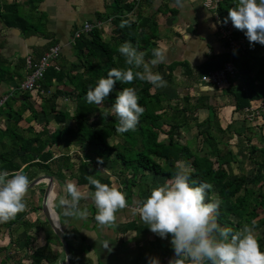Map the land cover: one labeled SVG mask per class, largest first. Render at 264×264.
Instances as JSON below:
<instances>
[{
  "label": "trees",
  "instance_id": "trees-1",
  "mask_svg": "<svg viewBox=\"0 0 264 264\" xmlns=\"http://www.w3.org/2000/svg\"><path fill=\"white\" fill-rule=\"evenodd\" d=\"M213 1H216L215 12L223 21L228 16V10L238 3V0ZM111 7L114 15L111 40L104 39L102 29L96 26L92 31L75 40V60L68 65H63L62 62L57 64L59 55L55 64L47 69L41 81L45 88L51 89V92L48 95H39L41 97L39 109L29 104L31 95L27 92L13 94L0 107L2 110L9 108L4 117L8 122L7 127L0 132V144L9 145L0 151V172L7 171L11 178V174L23 170L31 181L38 175L32 172L35 167L44 171L45 174L56 175L57 172L50 169V162L56 155L59 156L56 151L57 145L64 144L63 146L69 149L75 145L80 150L77 157L78 171L74 174L76 183L87 190L94 191V187L90 186L85 178L87 175H94L102 183L110 186L114 184L122 191L127 188L129 192L126 198L131 200V204L133 203L132 190L142 184L138 178L141 171L152 173L168 183L174 178L177 165L187 163L191 169L190 183L195 181L194 186H198L200 182L211 183L217 187L219 198L228 202V205L222 203L219 209L218 223L222 227H229L236 231L244 223H251L252 220L257 222L256 229L263 227L264 145L252 143V137L247 136L249 146L247 158L256 172L251 179L246 174H233L231 165L235 162L239 163L237 153L231 148L229 140L223 141L221 133L239 136H244L245 133L239 129L234 131L231 126L233 122L222 128L216 120L218 113L217 105L214 103V100L222 95L231 96L233 111L239 113L251 108L255 102L264 103V52L261 51L263 45L250 44L245 33L234 28L236 37H244L247 40L246 52L240 55L239 60L240 56L233 57L226 51L209 56L197 67V73L201 75L220 69L226 62L232 60L239 71L236 77H241L243 83L236 85L233 78L225 88L214 86L216 93L204 91L196 97L195 101L191 94H184L180 103L173 104L166 91H161L148 82L135 80L131 84H122L117 81L113 92L104 102L111 107L119 91L125 87H134L139 97L138 103L145 109L135 131L119 134L115 131L116 118L111 115L104 117L102 112L106 110L101 105L88 104L86 93L90 87L96 86L101 77L107 78V73L112 68L126 67L124 57L118 52V44L126 41L132 43L138 51L145 53V61H151L152 50L158 48L159 24L156 18L157 12L148 15L135 12L136 15H132L131 12L138 8L135 0H113ZM4 10L7 17L10 15L13 18L18 15L16 5H8L4 7ZM122 20H129L131 26L122 29L120 27ZM7 22L9 23V19ZM16 23L27 32L33 30V24L22 16H19ZM157 68L162 70L164 65L160 63ZM5 70V67L0 66V75ZM186 72L188 73L186 76L191 78L195 76L192 67ZM174 75L175 68L172 66L169 69V79L171 80ZM18 95L24 100L20 102L19 108L15 109L13 105H9V102L10 100L18 102ZM63 96L70 97L74 101L72 113L59 108L58 100ZM219 105L224 106V102H220ZM201 108L208 111L204 120H200L196 115ZM26 111H31L35 120H38L41 114L44 115L46 119L42 129L37 130L33 125L28 127L20 125V122L26 118L24 116ZM50 115L59 126L52 129L49 127ZM166 120H168L166 123L169 126L168 129L163 126L165 124L163 121ZM192 122L196 124L199 131L193 139L182 143L179 132L189 127ZM215 123L221 133L214 131ZM162 133L167 135V139H161ZM111 138L114 139L112 142ZM189 141L194 143L190 144ZM221 142L225 145L223 148L220 147ZM66 158L62 165L57 166L58 172L71 169V158ZM98 160L103 162L98 163ZM104 165L108 166L110 173L102 172L100 167ZM113 176L120 177L123 181L118 185ZM250 183L256 185L257 189L250 186ZM207 199L209 202L214 199L213 189L208 192ZM37 209L42 210V205L33 208L35 211ZM56 210L58 211L57 208ZM26 214L27 210L19 213L14 220L0 224V228L6 226L10 237L8 245L0 246V253L7 254L0 264H6L8 258L12 259L11 264H43L45 261L50 263L58 259L49 240H46L43 245H33L35 237L30 230L34 225ZM232 217L237 219L233 220ZM60 221L62 223V220ZM44 222L52 229L46 217ZM21 226L24 227V237L18 235ZM15 232H17L16 237ZM65 236L71 250V264H94L85 258L83 252L77 255L72 239L66 231ZM82 238L86 240V236ZM256 238L261 251H264V232ZM170 242V234L165 239L155 234L151 241L152 248L160 254L163 264H169L175 255Z\"/></svg>",
  "mask_w": 264,
  "mask_h": 264
},
{
  "label": "clouds",
  "instance_id": "clouds-1",
  "mask_svg": "<svg viewBox=\"0 0 264 264\" xmlns=\"http://www.w3.org/2000/svg\"><path fill=\"white\" fill-rule=\"evenodd\" d=\"M177 4L181 0H176ZM231 20L237 30L245 33L250 44L264 45V0H238L228 10L223 21ZM129 20H122L120 27H130ZM215 29V25L211 26ZM118 52L125 60V68H112L107 78L101 77L94 88L86 93L88 104L102 105L115 84H131L135 80L148 82L155 88L167 87V81L151 68L166 62V55L159 49L152 50L153 59L146 62L145 53L138 51L130 42L122 43ZM134 87H125L116 94L110 110L102 112L104 117L114 116L117 120L115 131L123 134L135 131L145 109L138 103ZM99 161L98 163H102ZM0 172V224L14 220L27 209L26 196L31 180L23 170L11 174ZM86 180L94 191L82 192L75 182L64 186L66 195L58 196L55 207L66 218L86 219V208L81 209V200H90L95 208V221L101 228H115L116 213L128 206L126 193L117 186L102 183L94 175ZM191 169L187 163L177 165L174 178L168 183L154 187L150 195L140 203V219L162 239L171 235L174 257L169 264H264V251L256 238L257 222L244 223L239 230L222 227L218 223L219 209L223 201L216 196L208 201V192L213 185L208 182L190 183ZM109 242L103 244L108 246ZM67 259V257H66ZM65 261V260H64ZM58 261L57 264H64ZM149 264H160L158 258H150Z\"/></svg>",
  "mask_w": 264,
  "mask_h": 264
},
{
  "label": "crops",
  "instance_id": "crops-1",
  "mask_svg": "<svg viewBox=\"0 0 264 264\" xmlns=\"http://www.w3.org/2000/svg\"><path fill=\"white\" fill-rule=\"evenodd\" d=\"M112 2L113 0H35L33 2L31 0H1L0 66L5 67L6 70L0 75V99L15 89V87H17L25 78L28 72L25 60L27 62L28 56L38 59L47 51L50 45L52 46L53 44H58L61 46V52L57 60V64L62 62L63 65H68L69 62L75 60L74 42L72 40L73 33L77 28L81 27L85 21H90L94 24L102 22L103 25L100 28L103 31V38L111 40L113 35L112 28L114 17L111 7ZM8 5H16L18 15L13 18L10 15L7 17L4 7ZM215 5L216 1L213 0H181L180 4H177L176 0H142L138 8H136L134 12H131L132 15H136L135 12H140V14L144 13L143 15L157 12L156 18L159 24L157 47L166 55L167 59L166 62L162 63L164 65L162 70L157 68L158 65L152 66L151 70L154 73H160L163 78L167 80L169 79V69L174 66L176 75L175 78H171V80L167 81V87L158 88L161 89V91H166V93L169 94V91L175 88L174 84L169 82H174L176 78L179 80V83L182 79L185 80L189 77L186 76L188 75L186 71L190 67L194 69V77L196 78L198 76L197 67L201 63H203L209 56L226 51V44L219 37ZM19 16H22L24 19L33 24V30L31 32L23 30L20 25L16 23ZM7 19H9V23L7 22ZM212 25H215V29L211 27ZM194 77L191 78L192 81L194 80ZM180 88H182L181 90L184 92H187L189 89H193L195 92L197 91L195 87ZM199 91L200 93H203L204 91L216 93L214 86L207 85H201ZM27 93L31 95L28 102L33 105L34 102H36L39 105V101L41 100L39 98L40 94L36 92ZM19 95L17 96L18 102H13L12 104L15 109L19 108L21 104L20 102L24 100V98ZM224 96L228 95H222L221 97ZM168 97H170V95H168ZM7 109H0V132H3L7 127V125L3 126V124H1L2 118L5 117L3 114L7 113ZM36 109L39 108L36 107ZM232 109H234L233 105ZM196 115H198V112ZM51 116L52 115L49 117ZM26 118L24 120L26 122L27 120L29 121L30 118ZM29 123L28 126L31 125V123ZM49 127H54L52 121H50ZM58 146L60 145H57V147ZM59 156L56 155L54 160L58 159ZM54 160H51L50 162V169L56 171L57 173L56 175H50H63L64 171L67 170L58 172L53 166V163H55ZM41 171L36 173L32 170L33 173L38 175L45 173L44 171ZM77 186L80 188V185L77 184ZM131 204L128 206H131ZM85 205H87V207H85ZM91 205L94 206L90 200L80 201L81 209L86 208L88 212H90V215L87 217L88 219H92L91 209L89 208ZM61 211L62 210L60 209L59 212ZM122 211L124 210H120L119 213H116V222H118L119 225L121 223V226L124 228L123 233L125 236H123V234L121 235L123 239L129 240V244L132 247L131 243L134 238H137L138 234L131 236L133 221H128L126 219L127 213L125 214ZM122 217H125V220H122ZM61 218L64 227L68 229L76 220V218H66L62 215ZM93 221L94 225L96 222L95 220ZM137 222L141 223L142 221L140 222V220H137ZM96 225L99 226L97 223ZM141 225L147 227L149 233L153 234L151 238L147 235V238L143 239L145 240V244L148 245L149 251L152 252L153 255H157L158 253H156V250H154L151 245V241L154 239L155 234L149 229L147 224L142 222ZM84 231L86 233L82 236H86L87 240L83 239V241L86 242L84 246H81L80 249H78V251L83 252L85 258H88V260L92 261L94 264H99L102 258L95 262L92 255L89 253V251H92L90 246L95 244L96 241H98V238L100 239V237L97 238L99 233L97 230ZM142 234L146 235L145 233ZM140 235L141 234H139V236ZM105 240L106 239H103V241L100 240V244ZM113 246L114 244L109 242L108 246L103 248L105 251H100V253L104 252L105 255L106 253H109L111 256L115 252ZM84 250H87V252ZM98 252L99 251H97V253ZM0 261H3V257ZM6 264H9V259Z\"/></svg>",
  "mask_w": 264,
  "mask_h": 264
},
{
  "label": "rangeland",
  "instance_id": "rangeland-1",
  "mask_svg": "<svg viewBox=\"0 0 264 264\" xmlns=\"http://www.w3.org/2000/svg\"><path fill=\"white\" fill-rule=\"evenodd\" d=\"M136 3L139 6L141 4V1L136 2ZM120 45L121 44H118V47ZM261 51L264 52V45ZM241 56L238 58V60L241 58ZM175 77L176 75L173 78ZM187 78L185 80L182 79L180 83L177 78L175 79L174 82H169V83H173L175 86V88H173L171 91H169V94H167V95H170L169 98L171 99L173 104L180 103L182 95L184 94H187V93L191 94L193 96L194 101L196 97L200 94V91H199L200 86L204 84L199 83L198 81L199 75L196 78L194 77L193 81L191 80V77H187ZM169 80L170 79H167L166 81H169ZM234 81L236 85H240L241 83H243L242 78L239 76L238 78L236 77ZM180 87H185V88L195 87L197 91L195 92L193 89H189L187 90V92H184L181 90L182 88ZM39 98L41 99V97ZM222 101L225 102L224 107L219 105V103ZM214 103L217 105L216 109L218 113L216 120L218 121L219 125L222 126V128L223 127L225 128L228 123L233 122L231 126L234 131H237V129H239L240 131L245 133L244 136H239L238 134L237 135L236 134H233V135L222 134L216 125L217 123H215V126H214V131L216 133H221V135L224 138L223 141L229 140L231 142V148L234 149L237 153V157H238L237 159L239 160V163L235 162L231 165L232 173L235 175L236 174H246V176L249 179H251L254 176L256 171L255 169H253L254 168L253 164L247 158L249 155V146H248V143H247L248 141L246 137L250 135L252 137V143L264 145V103H262L261 101L257 103L255 102L251 108H247L241 113L233 111L234 110L232 109L233 98L231 96H224L221 98L219 97V99L214 100ZM12 104H13V101L10 100L9 105H12ZM58 106L61 110L72 113L74 110V101L70 97L63 96L58 100ZM34 107L35 109L36 107L39 108L38 103L34 102ZM101 107L105 109L106 111L110 110V105L107 102H104L101 105ZM5 109H7V107ZM199 110L200 111H198L197 116L199 117L200 120H204L208 114V111L205 108H201ZM3 115H7V114H3ZM24 116L27 117L26 119H29V118L30 119L29 121L27 120V122L25 120L22 121L21 122L22 126H28V123L29 122L31 123L33 121L31 125H34L37 130L42 129V125L46 119L42 114L38 120L33 119L31 111H27L24 114ZM48 119L52 121L54 127L59 126L57 123L54 122L52 116L48 117ZM163 122L165 123L163 124L164 128L168 129L169 126L166 124L168 123V120L163 121ZM7 123L8 122H6V118H2L1 124L5 126ZM198 131L199 130L196 127V124L192 122V124H190L189 127H186L183 130H180L179 137H180L181 142L185 143L189 139H193L197 135ZM161 139H167V135L162 133ZM113 140H114L113 138L110 139L111 142ZM115 140L117 139L115 138ZM189 142L190 144L194 143L192 141H189ZM8 146H9L8 144H4V145L0 144V151L7 148ZM224 146H225L224 143L221 142L220 147L223 148ZM56 151L59 153L61 158H59L55 163H53V166L55 169L58 168L57 166L59 164L61 165L63 164V161L67 159L66 157L71 158L70 162L72 163L71 164L72 167L70 170L64 171V174L63 175L61 174V176H54L55 182H57L58 185L60 184L58 188L60 189L62 188L61 190L62 192L61 194H59V196H61V195H66L64 191V186L66 182L72 181L76 183V180H75L76 177H74L75 176L74 174L78 171L77 166H78L79 161L77 157L80 153V150L75 145H73L70 149L63 145H60L56 147ZM100 169L102 170V172L106 174L110 173L107 165L100 167ZM32 170L33 172H36V173L41 171V169H38L36 167L33 168ZM138 176L142 184L134 187V189L132 190L133 191V203L131 204V206H127L125 209H123L124 211H122L125 214L127 213L126 219L128 221H133L132 227H131V231H132L131 236L138 234L137 238H134L133 242L131 243L133 248L130 246L129 240L123 239L121 235L123 234V236H125V234L123 233L124 228L121 226V223L119 225L118 222H116L117 227L115 228H101L100 226H97L96 223L93 225V222H94L93 220H95V215H96V208L94 206L91 205V207H89L91 209L92 219L86 218V219L81 220L79 218H76L73 225L71 224V227L69 229L64 227V225L61 223L60 220H62V218L59 212L60 209L57 208L59 209V211H57L58 216H59V221L64 231L66 232L68 231L67 233L72 239L77 255L82 254L81 251L77 252V250L80 249L81 246H84L86 242V241H83V238H82V235L86 233L84 230L86 231L87 230H91V231L97 230L99 233V236H97V238L100 237V239L98 238V241H96L95 244L90 246L92 251H89V253L92 255V258L94 259L95 262H97L98 259L102 258L99 264H149L150 258H158L160 264H163V259L161 258L160 254L153 255L152 252L149 251L148 245L145 244L144 242L145 241L144 239L147 238V235L148 237L151 238L153 234L149 233L147 227H144V225H141L142 222L140 219L138 208L140 206V203L143 202L150 195V192L154 187L162 186L166 184V182L160 177H155L152 173H146L143 171H141ZM113 178L115 179L116 184L118 185L123 181L122 178L120 177L113 176ZM46 186L47 185L45 183H42L29 190L25 198L27 202L26 217L31 222H33V225H34V227L30 230V233L35 237V239L33 240V245L35 246L43 245L46 242V240H49V242L52 245L53 251L57 253L58 259H55L54 261L50 263L45 261L43 264H57L58 261L65 260V252L63 250V245L61 246V243L58 240L59 238H57L56 234L55 235L53 234L54 233L53 229H50L48 226H46L47 224L44 222L45 215H44L43 210H38V209L36 211L33 210L34 207L42 205V201H43L42 199L46 192ZM250 186L254 187L255 190L257 189V186L254 184L250 183ZM80 190L85 193L88 192L87 188L85 187L80 186ZM217 191H218L217 187L213 185V197L214 198L218 196ZM123 192L128 194L129 191L127 188H124ZM126 199L129 205L131 200H129L128 198ZM53 200H54V196L50 193L48 206L52 203ZM223 203L224 205H228L227 201H223ZM85 207H87V205H85ZM53 211L54 210L51 211V215ZM88 213L90 215V212ZM117 213H119V211ZM121 219L125 220V217H122ZM232 219L236 220L237 218L232 217ZM137 220H140L141 223L137 222ZM6 230H7L6 226H3L0 228V246L8 245L10 243V237ZM263 232H264V226L259 229H256L255 235L258 236L262 234ZM142 233H145L146 235ZM16 234L17 232H15V237H16ZM139 234H141L140 236L142 237H140ZM18 235H20L21 237L25 236L24 227L21 226V228L18 230ZM103 239H106V240L100 244V240L103 241ZM111 240H114V241H111ZM106 242H112L114 244L113 247H114L115 252L111 256L109 255V253H106V255L104 252L100 253V251H105L103 250L104 248L103 244ZM84 251L87 252V250H84ZM97 251L99 252L97 253ZM50 254L53 256V252H51ZM6 255L7 254L5 252L0 253V259L2 257L4 258ZM11 262H12V259H9V264H11ZM64 264H65V261H64Z\"/></svg>",
  "mask_w": 264,
  "mask_h": 264
},
{
  "label": "built area",
  "instance_id": "built-area-1",
  "mask_svg": "<svg viewBox=\"0 0 264 264\" xmlns=\"http://www.w3.org/2000/svg\"><path fill=\"white\" fill-rule=\"evenodd\" d=\"M135 1L140 2L142 0ZM216 21L219 30V37L226 44V52L233 57H238L244 54L248 46L247 40L244 37L235 36L232 22L228 21L227 24H224L218 14H216ZM102 25V22L94 24L90 21H85L81 27L74 31L73 42L82 35L92 31L96 26L101 27ZM60 52L61 46L54 44L38 59L28 56L26 62L28 72L25 78L17 87H15V89L0 99V107H2L6 100L16 92H36L40 95L50 94L51 89L45 88L41 81L44 79L47 69L55 64V60L60 55ZM238 72L237 65L234 61L230 60L220 69L208 71L199 75L198 81L207 86L225 87L230 83L231 79L236 78Z\"/></svg>",
  "mask_w": 264,
  "mask_h": 264
},
{
  "label": "water",
  "instance_id": "water-1",
  "mask_svg": "<svg viewBox=\"0 0 264 264\" xmlns=\"http://www.w3.org/2000/svg\"><path fill=\"white\" fill-rule=\"evenodd\" d=\"M42 183H45L47 186H46V192L44 194V197H43V201H42V210L44 212V215L46 217V219L48 220L50 226L52 227L54 233L57 235V237L59 238L60 242L62 243L63 245V248H64V252H65V264H71L72 263V256H71V250H70V246H69V242L68 240L66 239V236H65V231L59 221V218H57V220H54V218L52 217L49 209H48V201H49V195H50V192L52 190V186L54 183V176L53 175H50V174H39L37 175L36 178H34L32 181H31V185L29 186L31 188L39 185V184H42ZM58 194H61V189H59L58 191ZM58 214V213H57ZM67 257V259H66Z\"/></svg>",
  "mask_w": 264,
  "mask_h": 264
},
{
  "label": "bare ground",
  "instance_id": "bare-ground-1",
  "mask_svg": "<svg viewBox=\"0 0 264 264\" xmlns=\"http://www.w3.org/2000/svg\"><path fill=\"white\" fill-rule=\"evenodd\" d=\"M53 184V186H52V190H51V194L54 196V200L52 201V203L48 206V209H49V211H50V213H51V211L54 209V211H53V213H52V217L54 218V220H57V218H59V216H58V214H57V210H56V207H55V201H56V199H57V197L59 196V194H58V190L60 189V188H58V184H57V182H55V180H54V183H52ZM40 185V184H39ZM38 186V185H37Z\"/></svg>",
  "mask_w": 264,
  "mask_h": 264
}]
</instances>
